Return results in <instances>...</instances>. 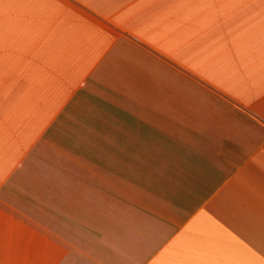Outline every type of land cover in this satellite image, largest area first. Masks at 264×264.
Masks as SVG:
<instances>
[{"label": "crops", "instance_id": "obj_1", "mask_svg": "<svg viewBox=\"0 0 264 264\" xmlns=\"http://www.w3.org/2000/svg\"><path fill=\"white\" fill-rule=\"evenodd\" d=\"M0 264H264V0H0Z\"/></svg>", "mask_w": 264, "mask_h": 264}]
</instances>
